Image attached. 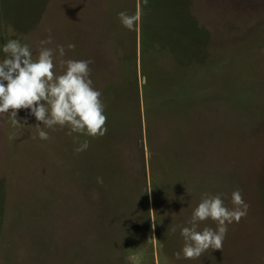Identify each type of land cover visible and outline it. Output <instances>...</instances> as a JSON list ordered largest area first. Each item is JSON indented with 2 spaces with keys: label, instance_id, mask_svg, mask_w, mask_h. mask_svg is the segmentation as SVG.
<instances>
[{
  "label": "rangeland",
  "instance_id": "374dc122",
  "mask_svg": "<svg viewBox=\"0 0 264 264\" xmlns=\"http://www.w3.org/2000/svg\"><path fill=\"white\" fill-rule=\"evenodd\" d=\"M49 36L92 61L107 132L41 140L28 110L0 116V264H264V0H0V61ZM236 189L222 249L176 259L171 229Z\"/></svg>",
  "mask_w": 264,
  "mask_h": 264
},
{
  "label": "clouds",
  "instance_id": "9594fccd",
  "mask_svg": "<svg viewBox=\"0 0 264 264\" xmlns=\"http://www.w3.org/2000/svg\"><path fill=\"white\" fill-rule=\"evenodd\" d=\"M118 19L122 26L134 31L140 14L121 11ZM52 42L51 36L41 40L35 58L29 45L17 39H9L2 46L5 58L0 61V116H7L13 125H19L18 110H28L38 122L34 127L41 140L49 139L48 132L41 125L49 129L68 127L69 135L72 132L92 137L105 135L107 118L100 99L102 93L95 89L90 79L92 61L63 59L64 46L47 47ZM67 47L74 49L75 45ZM57 53L60 73L55 71ZM86 148L87 142L76 151ZM231 203L233 207H227L222 194H203L186 222L189 226L177 225L171 229L175 232L178 227L183 238L182 248L174 253L176 259L194 260L208 250L222 249L227 225L238 223L247 215L248 205L239 189L231 193ZM209 219L216 223V229H200V223ZM152 221L154 229L156 222Z\"/></svg>",
  "mask_w": 264,
  "mask_h": 264
}]
</instances>
